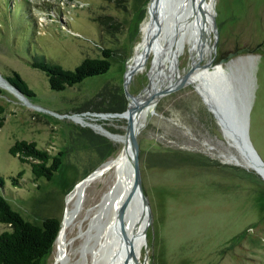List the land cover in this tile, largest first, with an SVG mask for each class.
<instances>
[{
    "label": "rangeland",
    "instance_id": "1",
    "mask_svg": "<svg viewBox=\"0 0 264 264\" xmlns=\"http://www.w3.org/2000/svg\"><path fill=\"white\" fill-rule=\"evenodd\" d=\"M214 10V63L247 49L222 68L251 82L248 133L264 161V0H214ZM150 13L151 0H0V78L10 88L0 82V195L24 220L41 225L54 217L61 228L74 185L118 153L119 144L73 116L125 134L126 119L108 116L121 117L130 102L126 93L136 96L148 85L154 53L141 71L130 75L129 64ZM107 48L105 74L63 91L51 90L43 71L31 66L44 57L72 70L85 58H102ZM191 63L187 49L178 57L180 73ZM14 73L32 95L11 84ZM195 86L160 98L137 135L150 206L139 264H264V177L223 137ZM16 141L34 142L51 156L61 152L51 180H34L30 167L9 153ZM108 181L106 175L93 182L80 201L68 238L77 236L79 222L83 234L69 250V264H94L97 255V264H112V208L100 206ZM8 230L0 224V233ZM54 246L41 264H55Z\"/></svg>",
    "mask_w": 264,
    "mask_h": 264
},
{
    "label": "water",
    "instance_id": "2",
    "mask_svg": "<svg viewBox=\"0 0 264 264\" xmlns=\"http://www.w3.org/2000/svg\"><path fill=\"white\" fill-rule=\"evenodd\" d=\"M156 1V5L154 2ZM206 0H151V13L147 23V29L150 33V39L155 46L160 45V36L162 34L168 37L170 31L175 33L178 29H185V22H181L180 14L188 15L187 23L189 33L198 34L199 44L210 48L209 58L204 63L194 64L192 61L189 69L179 77L178 58L174 57L172 75L175 81L162 86L158 89L150 78L148 70V85L142 92L136 96L126 93L130 97L127 110L121 114L126 119L125 138L132 154L133 184L128 199L123 203L119 211L121 235L126 237L123 222V211L131 196L138 194L141 200L143 216L150 220V206L146 195L141 187V172L138 157L137 135L146 124L139 119L133 120L132 114L135 110L142 107L154 109L160 98L189 85V77L198 74L201 79L200 87H195L204 104L211 110L219 126L223 137L234 147L249 163V166L256 170L261 177L264 173V161L260 158L253 147L248 133L249 113L252 104V86L243 76L224 71L222 64L237 53L247 49H237L230 52L226 58H221L214 63L217 44V24L214 12L210 11L206 5ZM210 2V0H208ZM213 3L214 7V2ZM211 3V4H212ZM188 6V8L185 6ZM212 7V8H213ZM187 8V9H186ZM207 8V9H206ZM214 10V8H213ZM189 12V13H188ZM191 24V25H190ZM212 39V42L210 43ZM155 42V43H153ZM146 58V57H145ZM161 68V67H160ZM132 74V71H129ZM159 81V80H158ZM5 82V81H4ZM5 88L10 89L7 83H3ZM157 85V86H156ZM152 90V95L147 100H141V94L147 89ZM120 115V114H119ZM251 163V164H250ZM264 179V178H263ZM147 228L142 231L141 236L146 237ZM132 253L130 242L127 247V255ZM135 264L138 261L135 260Z\"/></svg>",
    "mask_w": 264,
    "mask_h": 264
},
{
    "label": "bare ground",
    "instance_id": "3",
    "mask_svg": "<svg viewBox=\"0 0 264 264\" xmlns=\"http://www.w3.org/2000/svg\"><path fill=\"white\" fill-rule=\"evenodd\" d=\"M211 1L214 2V0H210V2L206 0L205 5L211 12L213 11L215 15V10H213L214 7ZM156 4L157 3L155 1L154 5ZM185 6L188 8L186 4ZM180 15L181 22H185V29H178L176 35L175 33H172L171 30L168 37L162 34L160 36L159 46H155V44H152L147 26L143 28L142 39L136 45L134 56L131 58L129 64L130 71H141L144 68L146 61L145 59L147 58V56L150 53H154L151 65L152 67L151 71H149V75L152 82L158 85H156V89L165 85L167 86L168 84L176 80L172 75L174 57L178 58L185 52V50L188 49L189 56L194 64H199L200 62L205 61L209 58L210 48L206 45L202 46L201 44H199L198 34L192 35L189 33L188 24L191 22L190 21L189 23H187V17L189 14L185 12V14ZM211 42L212 41H210V43ZM181 77L182 74L179 73V77L177 78V80H179ZM1 79L3 78H0V82L3 81ZM188 80L189 84H197V87H200L201 79L198 74L191 75ZM15 93L17 94V92ZM151 95L152 90L150 88H147L141 94L140 98L141 100H147ZM18 96L20 97V95ZM151 110L152 109L149 107H142L135 110L132 114L133 120L139 119L141 122L143 120H146V117ZM108 117L119 119L123 118L122 116L120 117L115 115ZM73 120L77 123L93 127V129L102 132L105 137H108L114 143L119 144L120 149L116 155L103 162L100 167L95 169L88 176L74 185V190L67 196V206L65 208L66 211L61 228L54 243V263L69 264L71 254L69 250L72 248V245L77 239H81L79 233L81 234V236L83 234L82 222H79V231L77 236L68 238V231L75 224L78 215L82 211L79 208L80 201L84 196L88 186H90L96 180L102 179L104 176L109 175L107 189L101 196L102 202L100 206L110 205L112 208L111 213L113 219L109 221L108 227L110 231L107 235V237L110 235L109 239H111L112 245H116V249L114 251H111L112 264H135V260H137L139 264L141 250L146 245V237H142L141 234L143 229L145 227H148L149 221L146 217L143 216L141 200L138 194H135L134 196H131L129 198V201L123 211V218L121 221L123 222L125 228L126 237L121 235L119 224L120 220L118 218V214L122 208L123 203L129 197L134 178L132 170V154L129 145L127 144L125 135L111 132L103 126L91 122L85 116H73ZM262 176L264 177V173H262ZM129 242L132 248V253L127 255V247ZM103 246L104 245L102 242L101 247ZM99 259L100 257H98L97 255L96 262L94 264H97V261Z\"/></svg>",
    "mask_w": 264,
    "mask_h": 264
},
{
    "label": "trees",
    "instance_id": "4",
    "mask_svg": "<svg viewBox=\"0 0 264 264\" xmlns=\"http://www.w3.org/2000/svg\"><path fill=\"white\" fill-rule=\"evenodd\" d=\"M102 55V58H85L72 70L64 69L59 63L45 61L44 57L32 61L31 66L43 71L51 90L63 91L86 78L105 74L110 68L112 52L107 48L102 50ZM8 80L24 95H32L18 74L14 73ZM9 153L30 167L34 180H51L61 165V152L51 156L48 151L37 148L34 142L16 141ZM172 154L176 159L178 153ZM18 175L21 176L22 172ZM11 180L18 182L14 178ZM3 184L4 180L0 177V186ZM0 224L9 227L8 231L0 233V264H41V260L50 253L60 230V221L54 217L42 219L41 225L24 220L2 195Z\"/></svg>",
    "mask_w": 264,
    "mask_h": 264
}]
</instances>
